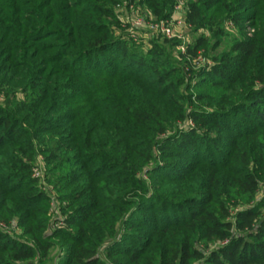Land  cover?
<instances>
[{
  "label": "trees",
  "instance_id": "1",
  "mask_svg": "<svg viewBox=\"0 0 264 264\" xmlns=\"http://www.w3.org/2000/svg\"><path fill=\"white\" fill-rule=\"evenodd\" d=\"M181 2L0 0V264H264V0Z\"/></svg>",
  "mask_w": 264,
  "mask_h": 264
},
{
  "label": "built area",
  "instance_id": "2",
  "mask_svg": "<svg viewBox=\"0 0 264 264\" xmlns=\"http://www.w3.org/2000/svg\"><path fill=\"white\" fill-rule=\"evenodd\" d=\"M184 11V0L176 6L174 15L171 20H155L153 18H145L143 16H134L133 15H127V17L124 19V21L128 24V27L126 28L129 35L135 39L140 40L145 36V32L147 34L146 37H150L153 33L155 34H161L163 36L169 37V38H178L183 41L185 44L186 42L190 41L186 35H183L179 31H177V27L174 25V21L177 22V24H183L186 27L190 26L187 24L185 20V14L182 19H174V17ZM174 19V21H172ZM182 50H185V45L182 46ZM35 174L37 177H43V170L40 168H37L35 170ZM43 179V178H42Z\"/></svg>",
  "mask_w": 264,
  "mask_h": 264
},
{
  "label": "rangeland",
  "instance_id": "3",
  "mask_svg": "<svg viewBox=\"0 0 264 264\" xmlns=\"http://www.w3.org/2000/svg\"><path fill=\"white\" fill-rule=\"evenodd\" d=\"M133 17H134V16H133ZM183 17H184V11L178 13V14L174 17V19H176V20H177V19H182ZM174 19H173L172 21H174ZM174 25L177 27V31H179V32L182 33L183 35H186L190 41H193V40L196 38L197 33H194V32L192 31V28L186 27V26H184L183 24H180V25H179V24H177L176 21H174ZM147 38L150 39L149 37H147Z\"/></svg>",
  "mask_w": 264,
  "mask_h": 264
}]
</instances>
